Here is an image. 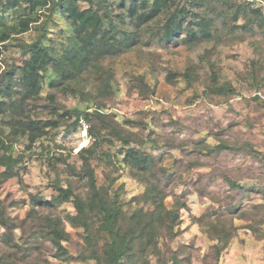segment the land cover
I'll use <instances>...</instances> for the list:
<instances>
[{
    "label": "rangeland",
    "instance_id": "374dc122",
    "mask_svg": "<svg viewBox=\"0 0 264 264\" xmlns=\"http://www.w3.org/2000/svg\"><path fill=\"white\" fill-rule=\"evenodd\" d=\"M49 2L38 11L41 21L50 12ZM238 2L264 14V0ZM109 6L114 19L121 21L125 9L120 0H110ZM86 7L81 4V9ZM214 7L208 2L199 9L209 15ZM24 8L22 3L7 13L8 25H17V19L28 15ZM167 19L162 14L142 28L131 48L96 61L86 75L64 86L45 88L39 101L27 105L25 113L33 120L51 124L34 145L0 116V138L20 160V174L9 179L0 165V217L12 220L0 222V257L9 264H98L81 256L89 254L90 245L84 229L69 218L76 214L74 204L43 207L36 198L57 194L58 181L86 196L90 192L83 168L89 162L100 190L118 199L126 217L148 211L151 205L143 196L147 185L125 160L133 149L160 158L159 165L173 173L171 181L161 183L167 193L165 204L173 208L185 203L174 230H164L158 248H150L139 264L147 260L172 264L173 255L181 264H264V29L259 25L253 32L233 29L246 23L243 17L232 22L231 29H223L218 18V31L209 41L167 42ZM60 22L69 35V22ZM16 32L0 56V73L14 70L13 80L26 59L22 43L37 36L33 23L29 31ZM75 109H97L106 115L92 121L82 116L85 119L77 122ZM108 121L117 122L131 143L105 130ZM90 130L100 140L93 156L80 154L95 140ZM220 141L228 144L220 153L205 148L206 143ZM35 213L61 219L67 254L47 239L41 218L33 225ZM207 214L205 227L201 218ZM91 217L95 236L104 243L99 209L94 208ZM128 224L126 218L122 228ZM222 228L230 229L234 237L218 254L214 245Z\"/></svg>",
    "mask_w": 264,
    "mask_h": 264
},
{
    "label": "trees",
    "instance_id": "16d2710c",
    "mask_svg": "<svg viewBox=\"0 0 264 264\" xmlns=\"http://www.w3.org/2000/svg\"><path fill=\"white\" fill-rule=\"evenodd\" d=\"M51 2L48 16L41 21L42 15H39L38 11L40 8H46L49 0H0V56L3 54L5 42L13 38L14 31H17V34L27 32L33 23L37 32L35 39L22 43L26 59L21 66H17V79L13 80L11 76L14 70L3 69L0 73V116L7 118L4 119L6 126L17 131V134L27 136L31 145L44 135L46 128L51 124L33 120L25 113L26 106L39 101L45 88L56 89L64 86L86 75L96 61L119 55L131 48L138 42L142 28L162 14L168 17L164 26L167 42L179 41L181 38L191 44L209 41L218 31V18L223 20V29H231L232 22L237 23L240 17H243L246 23L242 26L235 24L233 29L242 28L253 32L257 25L264 29V14L261 10L238 0H184L182 3H177L176 0H120L125 14L119 22L110 11V0ZM208 2L215 6L211 11L213 14H202L199 8ZM22 3L26 5L24 10L28 15L17 19V25H8L7 13ZM82 3H87L88 7L81 9ZM187 19L190 21L186 24ZM61 20L69 22L67 24L72 30L69 35H66L65 28L59 25ZM118 23L125 25L127 30H120ZM184 34L185 36L181 37ZM73 112L77 116V122L85 119L82 116L92 121V118L104 120L106 115L97 109H75ZM116 125L117 122L108 121L105 130L111 129V134L118 140L130 144L132 138L124 136ZM90 133L93 135V130H90ZM94 137L93 143L83 147L80 154L87 152L93 156L97 153L100 140L97 135ZM227 146L224 141L217 145L205 144L209 152L217 153ZM125 160L147 185L143 196L151 205L148 211L139 210L126 217L118 205V199L100 190L95 170L89 162H86L83 168V176L87 179L90 192L86 196L77 193L70 183L64 185L58 181L54 185L57 194L50 199L36 198V203L43 207H58L69 202L74 204L76 214L70 215L69 218L74 225L84 229L90 245L89 254L82 253L81 256L84 259H93L98 264H139L150 248H158V240L163 236L164 230H174L180 210L185 206L184 202L173 208L165 204L167 193L161 183L171 181L174 176L159 165L160 158L133 149L127 151ZM19 164V158L12 154L5 140L0 138V165L4 167L5 179L20 174ZM94 208L99 209L103 217L102 231L105 242L101 244V236L96 237L93 228L91 212ZM40 218L45 223L47 239L67 254V249L62 243L66 239V231L61 226V219L50 215L39 217L35 213L32 218L33 225L40 221ZM126 218L129 221L128 228L123 229L122 221ZM206 218L210 219V214L201 218V224L205 227L208 224ZM6 220L12 222L0 217L1 223L7 224ZM219 223L215 224V228L218 229ZM209 228L213 227L209 225ZM233 237L234 233L230 229H220L216 237L217 243L214 245L218 254L226 249ZM170 260H173L172 264H181L177 255L171 256ZM0 264H9V261L0 257ZM146 264L152 263L147 260Z\"/></svg>",
    "mask_w": 264,
    "mask_h": 264
}]
</instances>
